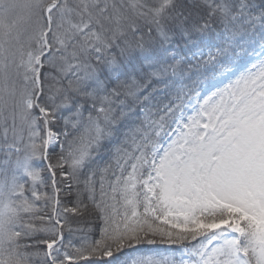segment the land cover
Wrapping results in <instances>:
<instances>
[{"label": "snow or ice", "instance_id": "1", "mask_svg": "<svg viewBox=\"0 0 264 264\" xmlns=\"http://www.w3.org/2000/svg\"><path fill=\"white\" fill-rule=\"evenodd\" d=\"M0 264H264V0H0Z\"/></svg>", "mask_w": 264, "mask_h": 264}, {"label": "rangeland", "instance_id": "2", "mask_svg": "<svg viewBox=\"0 0 264 264\" xmlns=\"http://www.w3.org/2000/svg\"><path fill=\"white\" fill-rule=\"evenodd\" d=\"M48 176H49V174L47 173V172H44L43 173V177H44V179L47 181L48 180Z\"/></svg>", "mask_w": 264, "mask_h": 264}, {"label": "trees", "instance_id": "3", "mask_svg": "<svg viewBox=\"0 0 264 264\" xmlns=\"http://www.w3.org/2000/svg\"><path fill=\"white\" fill-rule=\"evenodd\" d=\"M46 190H48V191H50L51 189L50 188H48V189H46ZM68 235V233L66 232L65 233V236H67ZM79 237H78V234L77 235H75L74 237H73V239H78Z\"/></svg>", "mask_w": 264, "mask_h": 264}]
</instances>
